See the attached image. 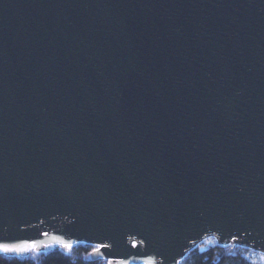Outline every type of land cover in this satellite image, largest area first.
Wrapping results in <instances>:
<instances>
[{
  "label": "water",
  "instance_id": "95a60500",
  "mask_svg": "<svg viewBox=\"0 0 264 264\" xmlns=\"http://www.w3.org/2000/svg\"><path fill=\"white\" fill-rule=\"evenodd\" d=\"M0 238L264 254V0H0Z\"/></svg>",
  "mask_w": 264,
  "mask_h": 264
},
{
  "label": "trees",
  "instance_id": "16d2710c",
  "mask_svg": "<svg viewBox=\"0 0 264 264\" xmlns=\"http://www.w3.org/2000/svg\"><path fill=\"white\" fill-rule=\"evenodd\" d=\"M207 247L203 252L199 248L192 250L180 264H252L257 256L241 247L224 248L218 244ZM94 248L92 245L78 244L71 250L64 251L56 246L46 252H31L27 257L0 254V264H108L105 260H88Z\"/></svg>",
  "mask_w": 264,
  "mask_h": 264
},
{
  "label": "snow or ice",
  "instance_id": "6c2138e0",
  "mask_svg": "<svg viewBox=\"0 0 264 264\" xmlns=\"http://www.w3.org/2000/svg\"><path fill=\"white\" fill-rule=\"evenodd\" d=\"M247 231V230H245ZM46 235V233H45ZM61 245V247L71 250L72 244L71 243H66L64 241H57ZM141 243H143L141 241ZM131 245L133 248H136L138 246L137 241L133 239L131 241ZM108 245L104 243L97 244L95 248L93 249V252H99L101 248L107 247ZM40 247V245L36 241H29L25 240L19 243H11V242H4L3 238H0V254H3L5 256L9 254H22L26 252H35L37 249ZM146 254V253H145ZM162 255V253H157ZM251 255H255V253H251ZM259 260L261 264H264V254H261L259 257ZM111 264V262H110ZM145 264H153V261L151 259H148L145 261ZM252 264H257L255 260L252 261Z\"/></svg>",
  "mask_w": 264,
  "mask_h": 264
},
{
  "label": "rangeland",
  "instance_id": "374dc122",
  "mask_svg": "<svg viewBox=\"0 0 264 264\" xmlns=\"http://www.w3.org/2000/svg\"><path fill=\"white\" fill-rule=\"evenodd\" d=\"M214 244H217V241L214 238H208L201 245L202 246H212ZM256 255H257L256 258H255L256 262L258 264H261V262L259 260V257H260L261 254H256Z\"/></svg>",
  "mask_w": 264,
  "mask_h": 264
},
{
  "label": "built area",
  "instance_id": "2783aa9c",
  "mask_svg": "<svg viewBox=\"0 0 264 264\" xmlns=\"http://www.w3.org/2000/svg\"><path fill=\"white\" fill-rule=\"evenodd\" d=\"M253 252V251H252ZM253 253H255V252H253ZM255 254H259V253H255Z\"/></svg>",
  "mask_w": 264,
  "mask_h": 264
}]
</instances>
